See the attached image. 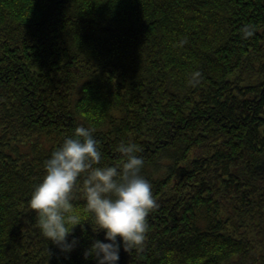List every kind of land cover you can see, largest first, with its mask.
Wrapping results in <instances>:
<instances>
[{
	"label": "trees",
	"instance_id": "trees-1",
	"mask_svg": "<svg viewBox=\"0 0 264 264\" xmlns=\"http://www.w3.org/2000/svg\"><path fill=\"white\" fill-rule=\"evenodd\" d=\"M81 124L102 164L138 144L152 184L145 250L120 264H264V0H0V264H96L82 179L70 258L29 205Z\"/></svg>",
	"mask_w": 264,
	"mask_h": 264
},
{
	"label": "clouds",
	"instance_id": "clouds-1",
	"mask_svg": "<svg viewBox=\"0 0 264 264\" xmlns=\"http://www.w3.org/2000/svg\"><path fill=\"white\" fill-rule=\"evenodd\" d=\"M255 31L254 25L246 24L243 37L252 38ZM201 77L200 71H194L188 84L197 85ZM95 131L81 124L65 137L44 162L45 175L35 186L29 205L41 234L70 258L80 244L74 230L86 223L73 199L82 179L83 210L91 217L93 232L104 234V239L93 238L84 257L96 264H120L122 249L128 253L145 250L148 217L157 202L151 182L142 174L145 160L139 155L140 146L122 140L115 149L122 154L120 162L102 164L104 157Z\"/></svg>",
	"mask_w": 264,
	"mask_h": 264
}]
</instances>
